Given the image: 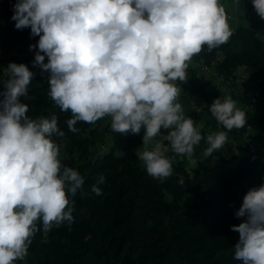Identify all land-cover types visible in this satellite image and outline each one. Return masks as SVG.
Listing matches in <instances>:
<instances>
[{
	"label": "clouds",
	"instance_id": "1",
	"mask_svg": "<svg viewBox=\"0 0 264 264\" xmlns=\"http://www.w3.org/2000/svg\"><path fill=\"white\" fill-rule=\"evenodd\" d=\"M252 4L264 19V0ZM11 19L17 30L30 28V36L39 37L29 45L35 51L32 65L48 73L49 99L71 114L69 131L75 133L78 122L94 124L105 117L113 133L143 130L137 157L161 183L173 174L162 141L174 154L191 157L205 139L202 125L185 115L177 82L188 80L189 65L205 47L212 52L232 37L220 0H16ZM6 76L0 91V264H16L28 256L38 232L74 223L70 197L85 179L60 159L65 132L58 116L28 115L21 98L29 96L35 73L27 64L11 62ZM210 112L227 131L247 122L230 95L215 99ZM227 140L226 131L209 134L204 155ZM105 182L101 174L92 193L102 195ZM235 215L243 222L231 226L239 233L233 258L264 264V184L246 192Z\"/></svg>",
	"mask_w": 264,
	"mask_h": 264
},
{
	"label": "trees",
	"instance_id": "2",
	"mask_svg": "<svg viewBox=\"0 0 264 264\" xmlns=\"http://www.w3.org/2000/svg\"><path fill=\"white\" fill-rule=\"evenodd\" d=\"M15 3L0 0V91L7 79V65L26 61L35 73L29 96L21 98L29 105L28 115L58 116L59 127L65 132L60 159L85 179L82 189L70 197L75 201L74 223L38 232L32 238L26 264H242L233 258L239 233L231 230L241 218L229 203L238 194L264 184V112L241 108L246 113L244 127L223 129L212 116L210 105L234 94L218 91L208 80L199 81L188 68V80L177 83L202 100L203 131H226L228 140L220 150L205 156L209 145L206 137L202 139L194 148V165H188L184 155L170 151L173 174L161 183L147 174L137 157L135 147L142 144L143 130L140 135L121 134L118 148L111 145L101 153L99 145L110 132L108 117L94 124L78 122L75 133L68 130L66 120L71 114L49 99L48 73L41 74L32 65L30 53L34 51L29 45L36 44L39 37H31L30 28L17 30L11 19ZM239 5L244 11L254 10L252 0H239ZM261 21L264 19L237 24L228 43L212 52L205 47L193 60L212 65L217 74L244 68L264 88V41L255 31ZM12 50L21 57L12 55ZM237 98L246 101L241 94ZM194 108L189 107L188 113L195 114ZM248 128L259 142L254 153L249 152L245 140ZM101 174L106 182L100 185L102 195L96 196L91 188Z\"/></svg>",
	"mask_w": 264,
	"mask_h": 264
},
{
	"label": "built area",
	"instance_id": "3",
	"mask_svg": "<svg viewBox=\"0 0 264 264\" xmlns=\"http://www.w3.org/2000/svg\"><path fill=\"white\" fill-rule=\"evenodd\" d=\"M229 20L231 21H238V23L241 24H251L253 23L252 14L251 11L243 12L241 13L242 16H236L230 12H228ZM264 27V25H263ZM32 56H35V51L30 53ZM12 55H16L21 57L20 53L18 51L12 50ZM47 60V57H46ZM24 64H27L26 61H23ZM198 63L200 64V70L204 72H210L214 69L212 65H207L203 62V60H199ZM218 78L223 81L228 86H238L240 87V92L242 93L243 97L246 99L247 104L252 107L254 104H256L260 99L264 98V88L259 86L254 82L252 73L244 68H234L232 69L228 74H217ZM187 116L192 118V114H187ZM108 124L110 127V117H108ZM200 132L202 136L207 137L209 134H213L210 130H204L200 128ZM250 129L248 128L245 133V140L248 147V150L250 153H254L257 150L258 147V141L250 135ZM162 135H167L166 133H162ZM160 137L156 140H159ZM155 140L153 141L152 147H154ZM163 144V151L166 155V157H169V152L171 151V146L168 141H162ZM112 143L110 144V138L109 136L106 139V142H103L99 145L98 151L101 153L108 147H110ZM186 158L188 165H194L196 163V159L194 157V153L191 157H188L187 155H184ZM171 158H174V156H171ZM247 192V191H246ZM246 192H242L238 194V196L235 198V200L231 201L229 203V206L233 213L235 214L236 211L239 209V207L242 204L243 197L246 194ZM243 222V218L238 220V225Z\"/></svg>",
	"mask_w": 264,
	"mask_h": 264
},
{
	"label": "rangeland",
	"instance_id": "4",
	"mask_svg": "<svg viewBox=\"0 0 264 264\" xmlns=\"http://www.w3.org/2000/svg\"><path fill=\"white\" fill-rule=\"evenodd\" d=\"M220 2L225 6L226 10L233 11L234 8H237L239 4L235 3V0H220ZM189 68L193 69L197 75V79L199 81L208 80L212 82L215 88H219L217 84H219L221 81L216 78L215 73L210 75H206L200 70V64L197 61L192 60L191 64L189 65ZM219 81V82H218ZM222 83V82H221ZM182 88V87H181ZM221 89V88H220ZM227 89V88H226ZM228 89H233L232 87L228 86ZM188 96L189 100L188 102L184 101V97ZM179 102L182 104V107L184 108L185 115L188 113L189 107H195L193 114V117L195 118V122L199 125H203L205 122V117L203 113L201 112L200 103L202 100H198L197 97L189 91L187 88H182L181 95L179 97ZM198 103V104H197ZM251 111L253 113H261L264 111V100L258 101L256 104H254L251 108ZM110 138V144L115 145L116 148L120 146V139L121 134L120 133H111L108 135ZM259 144V142H258ZM142 145H139L137 149H140ZM152 145L149 146V150H151ZM16 264H26V261H16Z\"/></svg>",
	"mask_w": 264,
	"mask_h": 264
},
{
	"label": "crops",
	"instance_id": "5",
	"mask_svg": "<svg viewBox=\"0 0 264 264\" xmlns=\"http://www.w3.org/2000/svg\"><path fill=\"white\" fill-rule=\"evenodd\" d=\"M227 12H230V13H232V14H234V15H236V16H242L241 15V13H243V12H247V11H244V10H242L241 9V7H240V5L237 7V8H234L233 9V11H230V10H226ZM251 11V14H252V19H253V22H254V20L256 19V20H258L260 17L257 15V13L255 12V10H250ZM239 22V19H238V21H231V20H229V23H230V25H231V27H232V29L234 28V26H236L237 24H240V23H238ZM263 25H264V21H261V22H259V23H257L256 25H255V31H256V33H257V35L264 41V27H263ZM202 71V70H201ZM203 73H205L206 75H210V73L212 74V72H213V74L215 73V75H216V78L217 79H219L218 78V76H217V73H216V71L213 69L212 71H210V72H204V71H202ZM220 80V79H219ZM221 81V80H220ZM219 82V81H218ZM222 82V83H221ZM219 84H217L218 86H220L219 88H215V89H217L218 91H220V92H225V93H232V94H234V96L232 97L233 98V100H235L236 102H237V107L239 108V109H241V108H248V109H250L251 110V108L252 107H250L248 104H247V102L246 101H242V102H240V100L237 98V96H239L240 94L242 95V93L240 92L241 90H240V87H238V86H230V87H232L233 89H228V85H226L225 83H223V81H221ZM221 88V89H220ZM227 88V89H226ZM260 100H264V98H262V99H260ZM259 100V101H260ZM264 112V111H263ZM188 114V113H187ZM187 114H186V116H187ZM190 114V113H189ZM256 114H258V113H256ZM192 119L195 121V118L193 117V114H192ZM203 128V125H202V127H201V129ZM110 130V132H109V135L112 133V130L111 129H109ZM205 130H210L209 128H206ZM210 131H212V130H210ZM213 132V131H212ZM140 145H142V144H140ZM139 145H137L136 147H135V150H137V147H138Z\"/></svg>",
	"mask_w": 264,
	"mask_h": 264
}]
</instances>
